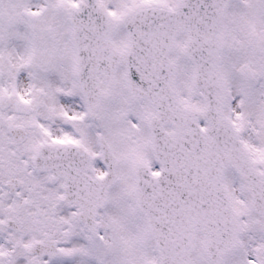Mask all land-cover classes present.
I'll return each mask as SVG.
<instances>
[{
	"label": "snow or ice",
	"instance_id": "snow-or-ice-1",
	"mask_svg": "<svg viewBox=\"0 0 264 264\" xmlns=\"http://www.w3.org/2000/svg\"><path fill=\"white\" fill-rule=\"evenodd\" d=\"M0 264H264V0H0Z\"/></svg>",
	"mask_w": 264,
	"mask_h": 264
}]
</instances>
